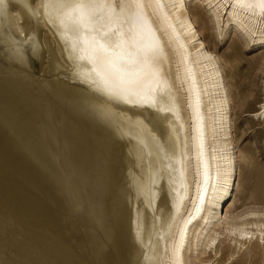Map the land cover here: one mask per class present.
I'll return each mask as SVG.
<instances>
[{"label": "bare ground", "instance_id": "bare-ground-1", "mask_svg": "<svg viewBox=\"0 0 264 264\" xmlns=\"http://www.w3.org/2000/svg\"><path fill=\"white\" fill-rule=\"evenodd\" d=\"M190 2L0 0V24L27 41L34 23L44 43L56 44L60 68L77 86L61 89L60 105L77 106L79 114L55 134L57 194L69 195L70 188L73 197L98 200L111 194L140 202L134 214L141 218H130L128 239L116 220L111 245L110 214L96 204L88 209L84 223L91 246L104 241L98 264H220L219 248L227 241V250L239 252L264 243V213L229 215L238 176L231 94ZM199 3L217 44L231 34L243 49H264V0ZM16 9L24 14V27ZM99 109L120 110L111 116L128 126L136 142L99 127L92 113ZM256 116L264 117V103ZM15 153L10 162L21 169L26 160ZM60 181L68 182L67 188L59 189ZM144 206L164 223L140 226ZM56 220L59 251L62 230Z\"/></svg>", "mask_w": 264, "mask_h": 264}, {"label": "rangeland", "instance_id": "rangeland-1", "mask_svg": "<svg viewBox=\"0 0 264 264\" xmlns=\"http://www.w3.org/2000/svg\"><path fill=\"white\" fill-rule=\"evenodd\" d=\"M190 1L198 30L220 59L231 94L238 176L229 215L254 210L264 213V117L256 116L264 103V49H243L244 43L238 46L231 34L223 44H217L208 14L205 12L206 17L201 14L205 5L201 8L200 0ZM16 10L24 27V14ZM31 29L33 39L25 41L24 34L18 39L9 26L0 24V264H98L105 256L104 241L98 240L91 246L84 223L88 209L96 204L110 214L106 226L109 225L108 230L113 228L108 236L109 244H113L116 220L122 223L120 232L128 239L130 218L136 221L140 217L134 214L140 209V202L132 204L124 196L111 194L98 200L88 195L73 197L70 188L69 195L57 194L55 134L66 128L65 121L71 115L79 114L77 106L60 105L61 89L77 86L60 68L63 64L56 44L51 40L44 43L43 33L37 31L34 23ZM119 111L107 113L99 109L92 113L99 118V127H108L115 135L124 134L136 142L128 126L111 116ZM11 151L23 154L26 164L21 169L18 164H11L17 157L11 159ZM127 174L130 176V170ZM67 183L60 181L59 189L67 188ZM128 185L131 188V180ZM118 187L115 185V189ZM146 210L140 226L164 223L163 217L154 219L155 212L150 213L144 206L143 211ZM161 213L166 215L167 209L162 208ZM55 218L62 230L59 238L57 234L59 251L55 249ZM227 246L229 241L219 248L220 264H228L233 256V264H264V243L246 246L240 252L234 247L227 250Z\"/></svg>", "mask_w": 264, "mask_h": 264}]
</instances>
